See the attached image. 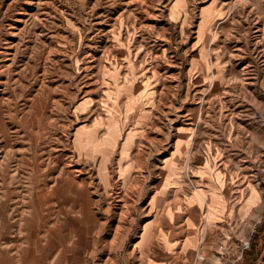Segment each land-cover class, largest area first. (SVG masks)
<instances>
[{"label":"rangeland","instance_id":"obj_1","mask_svg":"<svg viewBox=\"0 0 264 264\" xmlns=\"http://www.w3.org/2000/svg\"><path fill=\"white\" fill-rule=\"evenodd\" d=\"M200 44L210 75L187 91ZM134 81L159 91L129 114ZM142 110L129 177L119 143L106 188L78 139L100 141L113 118L124 137ZM182 131L204 156L193 169H237L264 194V0H0V185L32 198L34 217L6 264H131L135 211Z\"/></svg>","mask_w":264,"mask_h":264},{"label":"crops","instance_id":"obj_2","mask_svg":"<svg viewBox=\"0 0 264 264\" xmlns=\"http://www.w3.org/2000/svg\"><path fill=\"white\" fill-rule=\"evenodd\" d=\"M208 53V45L200 44V49L194 55L193 69L190 62L188 83L185 86L187 91H190L193 72L199 71L201 78L210 75L206 73L210 59ZM143 91L159 90L137 85L135 81L130 84L127 103L129 114L141 105L138 100L144 95ZM146 117L147 114L142 110L136 117L135 127L124 137L119 133L117 119L113 118L107 136L100 141L96 142V137L89 133L78 139V148L90 152L88 156L95 162L98 177L106 188L111 181L109 162L119 143L121 177L128 179L132 164L125 163L130 161L136 130L142 127ZM119 125L121 127V122ZM186 133L180 132L174 150L166 159L162 183L146 205L140 201L141 212L135 211L140 215V227L131 248L126 252L130 263L218 264L238 253L243 242L252 240L257 230L262 244L259 245L257 240L255 248L248 249L238 264H264V232H260L264 194L259 183L243 178L237 169H230L227 177L204 164L193 169L192 160L202 162L204 156L197 157L199 155L192 153V137ZM91 144L92 147L89 146ZM130 185H125L126 190ZM14 189L18 191L15 186L9 187L5 194V185H0V264H6V254H10L14 247L6 240L19 239L21 231L26 229L25 225L34 222L33 199L12 197ZM8 256L9 263L16 258V255Z\"/></svg>","mask_w":264,"mask_h":264},{"label":"built area","instance_id":"obj_3","mask_svg":"<svg viewBox=\"0 0 264 264\" xmlns=\"http://www.w3.org/2000/svg\"><path fill=\"white\" fill-rule=\"evenodd\" d=\"M251 248V239L243 242L240 250L236 254H232L227 259L219 262L218 264H238L244 257L245 252Z\"/></svg>","mask_w":264,"mask_h":264},{"label":"trees","instance_id":"obj_4","mask_svg":"<svg viewBox=\"0 0 264 264\" xmlns=\"http://www.w3.org/2000/svg\"><path fill=\"white\" fill-rule=\"evenodd\" d=\"M258 239H257V234H256V232L253 234V236H252V244H251V249H254L255 248V242L257 241Z\"/></svg>","mask_w":264,"mask_h":264}]
</instances>
